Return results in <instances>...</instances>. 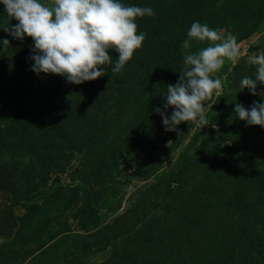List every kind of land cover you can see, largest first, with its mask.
<instances>
[{"label":"rangeland","instance_id":"374dc122","mask_svg":"<svg viewBox=\"0 0 264 264\" xmlns=\"http://www.w3.org/2000/svg\"><path fill=\"white\" fill-rule=\"evenodd\" d=\"M122 2L154 10L145 40L81 84L33 72L32 38L0 29V264H264V128L234 113L261 101L239 81L264 50V0ZM193 21L234 35L239 59L211 74L209 124L165 131L161 94L207 46L181 47Z\"/></svg>","mask_w":264,"mask_h":264},{"label":"clouds","instance_id":"9594fccd","mask_svg":"<svg viewBox=\"0 0 264 264\" xmlns=\"http://www.w3.org/2000/svg\"><path fill=\"white\" fill-rule=\"evenodd\" d=\"M8 20L0 26L13 39L32 38L29 59L36 74H58L67 82L81 84L104 75L105 64H113L111 71L119 73L136 49L145 40L146 33L137 31V18L153 16L149 6L125 4L122 0H0ZM181 47L188 49L195 39L207 41V46L196 52H184L182 67L176 83L166 85L161 94L163 110L154 109L162 117L165 131H176L181 122L209 124L205 101L222 90L219 77L211 74L220 69L225 59L233 63L239 59L236 37L221 33L207 23L193 21L186 32ZM0 44L9 45L7 38ZM118 53L113 63L108 50ZM255 71L243 76L239 91L245 88L261 101H252L249 107L235 103V116L247 125L264 128V91L257 92V85H264V50L249 58ZM172 106L170 113L168 108ZM167 113V114H166Z\"/></svg>","mask_w":264,"mask_h":264}]
</instances>
